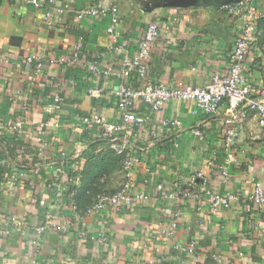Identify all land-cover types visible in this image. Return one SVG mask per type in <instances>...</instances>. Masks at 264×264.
Instances as JSON below:
<instances>
[{
	"label": "crops",
	"instance_id": "1",
	"mask_svg": "<svg viewBox=\"0 0 264 264\" xmlns=\"http://www.w3.org/2000/svg\"><path fill=\"white\" fill-rule=\"evenodd\" d=\"M225 1L54 0L62 12L47 23L44 4L0 0V264L34 257L38 264H264V207L247 199L257 186L264 188V125L257 111L242 104L232 114L223 103L207 114L196 112L193 100L173 99L155 112L139 101L134 110L148 116L145 126L125 122L121 134L107 138L85 120L98 113L111 122L124 121L113 94L119 80L87 73L81 60L73 67L66 62L82 44L81 58L102 53L103 67L119 68L124 59L131 60L129 83L135 88L160 82L206 85L214 74L228 73L240 32L239 19L220 8ZM108 3L118 10L116 44L125 42L119 49L111 48L115 43L106 33L111 12L80 15L83 8ZM258 3L264 6V0ZM151 21L159 23L160 32L150 57L136 61ZM263 35L250 59L255 84H264L259 62ZM30 53L46 56L42 74L26 60ZM91 87L101 88L100 95H90ZM56 89L63 97L61 109L52 104ZM230 116L234 123L228 124ZM21 119V128L7 130ZM174 119L180 128L169 124ZM45 122L49 127L44 132ZM231 126L237 128V138L229 151L224 139ZM114 147L139 155L131 182L147 195L121 212L107 208L87 213L84 201L91 199L93 189L115 192L129 179ZM229 153L233 161L225 178L221 165ZM101 170L91 186L92 173ZM196 170L203 173L202 199L170 196L173 182L186 186ZM19 173L24 175L18 185L8 189L7 182ZM58 174L63 183L67 177L74 180L60 195ZM80 187L91 193H78ZM208 191H231L239 198L212 212ZM47 215L59 226L39 234L37 227ZM176 219L178 228L170 236L165 230ZM191 240L198 242L193 255L173 248Z\"/></svg>",
	"mask_w": 264,
	"mask_h": 264
},
{
	"label": "built area",
	"instance_id": "2",
	"mask_svg": "<svg viewBox=\"0 0 264 264\" xmlns=\"http://www.w3.org/2000/svg\"><path fill=\"white\" fill-rule=\"evenodd\" d=\"M33 2L38 7L43 4L44 6H47V10L43 16L44 21L47 23L54 22V20H52L53 16L62 12V9L56 8L53 5L54 0H33ZM220 8L226 11L229 16L239 19L241 26L240 32L229 55L230 66L228 73L214 74L211 80L203 86L160 82L158 84H149L144 87L135 88L129 83L130 74L133 70V62L131 60L128 58L124 59L119 68L103 67L102 53H95L91 59H82L80 52L83 46L82 44H78L70 59L66 61L67 65L73 67L78 60H81L87 73L96 76H111L118 79L119 83L113 88V94L115 95L119 106L124 111V121L111 122L105 116L94 113L90 117H87L85 122L87 124H97L103 135L107 138L116 137L124 130L125 122L139 127L145 126L148 122V116L135 112L134 107L137 102H144L156 112L173 99H183L193 100L196 104V112H204L207 114L216 113L223 103H228L229 109L233 114L240 105L245 104L257 111L259 122L264 125V84H255L250 77L253 70V65L250 59L254 56V46L261 36L259 21L264 16V8H262L256 0H226L221 4ZM103 11H109L112 13V21L106 28L107 35L113 43H115V45H111V48L119 49L124 47L125 42L121 45L116 44L119 31V18L118 10L114 3H108L104 8L88 6L80 10V15L96 14ZM159 32V23L151 21L146 28L143 39L139 43L138 53L135 55L136 61H141L150 57L154 40ZM26 60L34 66L36 74L40 75L45 71L47 58L44 54H27ZM88 91L92 96H99L101 88L91 87ZM27 101L28 99L25 100L24 107L28 106ZM62 101L63 97L59 90L56 89L53 92V106L57 109H61ZM226 122L228 124L234 123V117H228ZM24 124L25 121L22 119L12 122L7 126V130L13 132L14 130L21 128ZM169 124L178 128L181 127V122L176 119L169 121ZM48 127L49 124L47 122L41 124V128L44 129V132L45 128ZM196 133L201 134V131L197 129ZM236 138L237 128L231 126L227 130L224 139V145L227 150H232ZM46 146L47 143L45 142L41 144L39 147L40 154H43V150ZM114 148L117 154L122 156L123 166L129 179L124 182L121 189L115 192L103 191L98 193L93 202L85 208L87 213H93L107 208H110L115 212H121L127 207L134 206L147 195L145 191L134 190L132 187L131 175L133 173V167L140 161L139 155L131 153L130 151L127 152L122 147ZM232 161L233 155L232 153H229L221 165V171L225 178L229 177ZM36 172H38V170ZM23 175L24 174L22 173L14 174L12 179L7 182V188L13 189L16 187ZM57 178L60 180L61 177L59 174ZM202 178V171L196 170L190 175L186 186L181 185L179 181H174L172 185L175 193H171L170 196H177L180 198L194 197L201 200L202 193L199 189V182ZM61 180L60 182L62 185L59 186L58 195L61 194V191L68 189L67 183L70 184L74 182L71 177H67L64 183ZM158 187L163 189V184H159ZM207 196L209 207L212 212H217L222 208L229 207L232 200L239 198L236 193L231 191L224 194H215L208 191ZM247 199L260 207H264V188L257 186L247 196ZM74 208H76V206H74ZM178 215L179 212H176L175 216ZM69 225L73 226L72 223ZM54 226L59 225L56 224L51 215H47L44 223L37 227V232L39 234L45 233L49 228ZM177 228L178 219L172 222L169 228L165 230V233L172 236L175 234ZM7 232H10V230H7ZM197 247V240H191L186 244L175 243L173 245V248L179 254L184 255L195 254ZM20 264H38V262L36 257H34Z\"/></svg>",
	"mask_w": 264,
	"mask_h": 264
},
{
	"label": "trees",
	"instance_id": "3",
	"mask_svg": "<svg viewBox=\"0 0 264 264\" xmlns=\"http://www.w3.org/2000/svg\"><path fill=\"white\" fill-rule=\"evenodd\" d=\"M256 2L258 3V0H256ZM258 4H259V3H258ZM259 5H260V4H259ZM260 6H261V5H260ZM261 7H262V6H261ZM263 7H264V6H263ZM263 7H262V8H263ZM259 28L261 29V33L264 32V16H263V17L260 19V21H259ZM262 30H263V31H262ZM261 58H262V59L259 58V60H260L259 62H260V64H261V69H260V70H262V66L264 65V46L262 47ZM96 125H97V124H96ZM97 126H98V125H97ZM101 172H102V170H101V171H98V172H93V173H92V174H93L92 178L89 177V179L91 178V179L89 180L91 186L95 185V181H96L95 179L101 174ZM94 176H95V178H94ZM85 179H86V178H85ZM80 188H81V187H80ZM80 188H79V192H78V193H81V190H82V189H84L85 193H88V194L91 193V191H86V188H83V187H82L81 189H80ZM87 188H88V187H87ZM100 192H103V191H101L100 189H97V187H96L95 189H93V193H91V195H90V198H91V199H90V200H87V199H86V200L84 201V202H86V205H87V206L90 205V204L93 202V200L95 199V197L97 196V194L100 193ZM78 193H77V194H78ZM92 195H94V198L92 197ZM75 201H76V204H77L79 207H82L81 205H79V202H77V195H76V199H75ZM86 205H85V206H86ZM85 206H84V207H85ZM87 206H86V207H87Z\"/></svg>",
	"mask_w": 264,
	"mask_h": 264
},
{
	"label": "water",
	"instance_id": "4",
	"mask_svg": "<svg viewBox=\"0 0 264 264\" xmlns=\"http://www.w3.org/2000/svg\"><path fill=\"white\" fill-rule=\"evenodd\" d=\"M184 2H186V3H191V0H184Z\"/></svg>",
	"mask_w": 264,
	"mask_h": 264
},
{
	"label": "rangeland",
	"instance_id": "5",
	"mask_svg": "<svg viewBox=\"0 0 264 264\" xmlns=\"http://www.w3.org/2000/svg\"><path fill=\"white\" fill-rule=\"evenodd\" d=\"M264 36V35H263Z\"/></svg>",
	"mask_w": 264,
	"mask_h": 264
}]
</instances>
